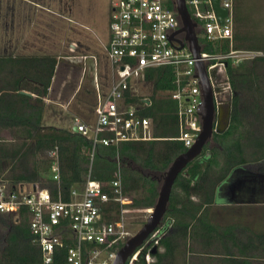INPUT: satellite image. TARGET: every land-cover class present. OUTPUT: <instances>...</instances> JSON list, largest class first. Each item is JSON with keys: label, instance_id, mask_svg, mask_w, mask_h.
<instances>
[{"label": "trees", "instance_id": "obj_1", "mask_svg": "<svg viewBox=\"0 0 264 264\" xmlns=\"http://www.w3.org/2000/svg\"><path fill=\"white\" fill-rule=\"evenodd\" d=\"M200 44L209 53L231 50L229 40L208 42L200 37ZM235 50L244 49L237 44ZM57 64V57L52 56H0V133L8 131L11 136V140L0 137V189L4 184L13 190L21 184L48 183L57 195L58 185L48 177L54 162L51 153L55 150L64 198L71 188L86 181L90 141L71 130L43 125L45 99ZM227 71L234 94L228 127L214 133L202 154L178 176L159 227L165 236L152 252L153 264H211L210 256L233 253L231 248L235 246L225 244V231L210 222L208 213L219 186L237 168L264 159V57L238 65L229 62ZM175 80L173 67L153 69L146 76L150 95L127 94V101L134 104L143 105L144 96L150 99L151 104L144 105L140 115L152 119L154 140L100 146L97 150L92 178L110 183L120 166L123 193L131 201L127 205L131 209L154 208L161 177L188 150L177 140V102L169 95L175 89ZM84 103L89 105L91 100ZM119 216L120 205L111 204L107 210L108 221ZM0 229L3 231L0 264L42 261L41 249L31 234L27 210L19 214L0 213ZM65 257L66 250H63L56 262H63ZM226 261L223 258L220 263L226 264Z\"/></svg>", "mask_w": 264, "mask_h": 264}, {"label": "built area", "instance_id": "obj_2", "mask_svg": "<svg viewBox=\"0 0 264 264\" xmlns=\"http://www.w3.org/2000/svg\"><path fill=\"white\" fill-rule=\"evenodd\" d=\"M110 2L106 54L113 82L106 95L97 85L94 121L87 123L75 117L71 127L73 133L77 128V133L90 141L86 181L71 188L65 199L58 151L55 150L51 153L54 162L48 177L58 185L57 195L48 183L21 184L13 190L4 184L0 189V213L19 214L23 209L29 213L31 234L42 253V261L34 264H114L120 249L135 235L130 231L128 216L138 210L127 207L131 201L123 193L120 166L110 183L94 180L92 169L100 146L155 139L152 119L140 115L144 105L151 104L150 99L144 96L143 105L127 101V94L141 95L140 87L148 85L146 76L150 70L175 69V89L169 95L177 102V140L190 149L203 129L199 115L203 93L196 64L202 62L205 65L214 104L219 111L231 106L234 95L228 63L238 65L264 57L263 51L233 49L235 0H220L221 7L229 11L224 25L219 24L211 0H186L199 41L200 37L208 42L229 40L231 45L228 53L205 52L201 46L200 58L193 56L185 33H178L183 24L175 0ZM111 204L120 205V216L108 221L107 210ZM145 211L150 214L152 210ZM159 227L129 257L127 264L154 263L152 252L165 236ZM63 250H66V257L57 263L56 257Z\"/></svg>", "mask_w": 264, "mask_h": 264}, {"label": "crops", "instance_id": "obj_3", "mask_svg": "<svg viewBox=\"0 0 264 264\" xmlns=\"http://www.w3.org/2000/svg\"><path fill=\"white\" fill-rule=\"evenodd\" d=\"M0 6V56L57 57L58 64L52 86L45 99L43 125L46 118H49L52 123L44 126L71 130L73 118L77 117L72 108L75 95L65 94V87L69 85L71 77H76L77 84H80L83 68L75 66L79 64L70 54L79 45L87 46L82 35L72 29L71 25L76 21L73 5L66 0H1ZM59 24L64 35L61 42L58 35ZM75 32L76 37H66V34L73 35ZM76 68L79 74L74 72ZM218 120L221 130H225L229 124V108L222 109ZM0 137L11 140L8 131L1 132ZM240 186L241 202L235 204L239 193L236 191ZM208 215L212 224L225 231V244L235 246L231 248L232 255L226 253L225 256H210L213 259L211 264H221L220 260L223 258L227 260L226 264H264V159L237 168L231 179L219 186L215 203Z\"/></svg>", "mask_w": 264, "mask_h": 264}, {"label": "rangeland", "instance_id": "obj_4", "mask_svg": "<svg viewBox=\"0 0 264 264\" xmlns=\"http://www.w3.org/2000/svg\"><path fill=\"white\" fill-rule=\"evenodd\" d=\"M66 1H68L70 5H73L74 19L78 21H75L71 25L72 29L77 31V34L80 33L79 35H82L84 44H87L86 47L89 50L86 49L85 46L79 45L75 51L73 50L74 53L70 54L76 58L75 61L79 64L75 66L77 68H83V75L79 85L77 84L76 77H74V79H72V77L70 78L71 80L68 82L69 85L65 87V94L70 96L74 93L75 98L72 108L75 110L74 112L77 117L83 122H93L95 119L94 108L96 105L97 85L101 93L106 95L113 82L111 64L106 54V45L109 39L108 24L111 14V2L110 0ZM233 14L235 16L234 46L237 47L238 44L239 48L244 50L264 52V0H235ZM81 24L84 25L82 26ZM91 24L94 26H91ZM92 27H94V29ZM58 30L59 42H61V40L64 39V35H62L60 31V24L58 25ZM1 31L2 11L0 6V55L2 53ZM77 34L76 32L73 35H71V33L66 34V37L74 38ZM75 40L77 39L75 38ZM93 57L97 60L95 61ZM77 68L74 72L79 74L80 72L77 71ZM139 92L142 95L148 96L151 94V87L148 85L142 86ZM86 100H91V104H85L84 102ZM51 123L49 118H46L44 121V125H50ZM60 125L66 126V124ZM162 182L163 177H161L160 186ZM238 189L236 193H239L235 198V204L236 202H241V186ZM195 200L197 199L195 198ZM145 210L147 209H139L137 212L129 214L128 219L130 222V231L132 233L136 234L146 223L150 214ZM2 232L3 231L0 229V235H2Z\"/></svg>", "mask_w": 264, "mask_h": 264}, {"label": "water", "instance_id": "obj_5", "mask_svg": "<svg viewBox=\"0 0 264 264\" xmlns=\"http://www.w3.org/2000/svg\"><path fill=\"white\" fill-rule=\"evenodd\" d=\"M175 1L178 14L183 24L178 33H185L186 41L189 44L190 51L195 58H200L202 50L198 34L196 33V23L193 21L188 10L186 0ZM211 3L219 24L224 25L225 19L229 15V11L226 8L221 7L220 0H211ZM183 47L184 44L181 43V48ZM196 69L197 77L200 80L203 93V102L199 110V115L201 116L203 124L202 132L196 143L190 149H188L187 152L179 155L173 161L169 169L165 172L156 205L151 209L152 211L150 212V215L143 227L120 249L114 264H127L129 257H131L136 252V250L148 239V237L158 229L167 212L173 188L178 176L187 168L190 163H192L202 154L204 148L212 142L214 133L224 131L221 130L218 120L222 110H216L213 98V90L204 63L198 62L196 64ZM21 93L32 95L24 91ZM230 109L231 106L229 107V118ZM216 121L217 127L215 129ZM73 131L77 133V128H74Z\"/></svg>", "mask_w": 264, "mask_h": 264}]
</instances>
